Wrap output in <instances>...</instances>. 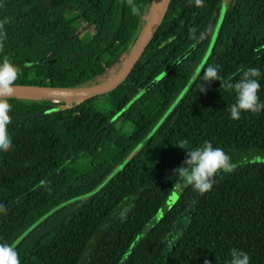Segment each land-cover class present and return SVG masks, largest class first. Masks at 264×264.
Here are the masks:
<instances>
[{"label": "trees", "instance_id": "obj_1", "mask_svg": "<svg viewBox=\"0 0 264 264\" xmlns=\"http://www.w3.org/2000/svg\"><path fill=\"white\" fill-rule=\"evenodd\" d=\"M152 2L134 0L137 16L127 0H4L0 62L19 68L16 85H96L119 69ZM208 66L220 81H203ZM251 67L262 73L264 103V0H169L114 90L70 105L12 97L0 243L14 244L21 264H152L159 251L156 264H229L233 248L264 264V163L219 173L204 194L175 174L204 141L264 151V110L238 120L229 111L236 93L226 85ZM117 117L129 133L112 125ZM136 158L138 181L127 172Z\"/></svg>", "mask_w": 264, "mask_h": 264}, {"label": "clouds", "instance_id": "obj_2", "mask_svg": "<svg viewBox=\"0 0 264 264\" xmlns=\"http://www.w3.org/2000/svg\"><path fill=\"white\" fill-rule=\"evenodd\" d=\"M127 3L131 7L133 15L141 14L134 0H127ZM195 4L198 7L202 6L203 0H195ZM9 22L7 17L0 21V50L4 48L3 41L6 38L4 26ZM192 38L196 39L195 30L192 31ZM20 75L19 68L10 60L3 59L0 62V152H7L12 147V140L8 133V128L12 123L10 115L12 105L9 100L14 95L15 85ZM202 75L204 82L221 80L218 66H208ZM261 75L260 69L251 67L243 71L238 82L227 83L226 87L233 89L236 93V101L229 109L233 120L240 119L242 112L259 113L264 110V103L260 101L258 95L261 84L257 78ZM200 91L206 92V89L201 85ZM186 146L187 141L181 142L180 148L185 149ZM183 164L186 166L175 169V174L179 175L186 186H192L200 194L207 193L212 189L217 173L234 171L231 157L222 148L213 147L210 141H204L201 147L187 150V158ZM0 209H3V205H0ZM230 255L232 258L229 264H250V256L242 250L233 248ZM0 264H21L19 253L15 250L14 244L0 243ZM205 264H209V262L205 260Z\"/></svg>", "mask_w": 264, "mask_h": 264}, {"label": "water", "instance_id": "obj_3", "mask_svg": "<svg viewBox=\"0 0 264 264\" xmlns=\"http://www.w3.org/2000/svg\"><path fill=\"white\" fill-rule=\"evenodd\" d=\"M168 3L169 0H153L151 7L147 10V13L144 17V24L140 29L135 42L123 59L119 69H117V71L108 79L96 85L75 88L15 85L13 97L50 99L62 101L67 105H70L114 90L125 79L130 69L143 52L159 22L163 18Z\"/></svg>", "mask_w": 264, "mask_h": 264}, {"label": "rangeland", "instance_id": "obj_4", "mask_svg": "<svg viewBox=\"0 0 264 264\" xmlns=\"http://www.w3.org/2000/svg\"><path fill=\"white\" fill-rule=\"evenodd\" d=\"M3 3H4V0H0V8L2 7ZM86 30L88 32H91L90 27L86 28ZM112 71L113 70L111 69V71L107 75H102V76L98 77L97 78L98 81H102V80L106 79L107 77L109 78L112 74H114L116 72V71L115 72H112ZM123 90H125V87H123ZM127 93H130V89L127 90ZM101 101H102V104H105V102H106L105 99H101ZM111 123L120 133L127 134L131 131V125L128 122H126L125 120H123L122 118H119V117L114 118V119H112ZM225 153L231 157V161L234 164V167L245 164V163H254V162L264 163V151L252 152V151H247V150H231V151H228ZM139 160L140 159H137V158L133 159L131 162V165L127 168V172L129 174V176L134 181H138V179H139V167H140ZM221 172H219V173H221ZM219 173H217V175ZM173 200H174V192H170V194L166 197L164 204L162 205L158 214L162 213L166 208H168L172 204ZM185 209H186L185 211H187L189 208H185ZM184 215H185V213H181L179 220L177 218L173 232H177L178 229L181 228V226L183 224ZM159 258H160V251L157 253L155 260L152 264H156L155 262H157Z\"/></svg>", "mask_w": 264, "mask_h": 264}, {"label": "bare ground", "instance_id": "obj_5", "mask_svg": "<svg viewBox=\"0 0 264 264\" xmlns=\"http://www.w3.org/2000/svg\"><path fill=\"white\" fill-rule=\"evenodd\" d=\"M156 1H159V0H156Z\"/></svg>", "mask_w": 264, "mask_h": 264}]
</instances>
